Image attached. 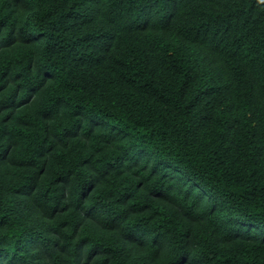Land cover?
I'll use <instances>...</instances> for the list:
<instances>
[{"label": "trees", "instance_id": "1", "mask_svg": "<svg viewBox=\"0 0 264 264\" xmlns=\"http://www.w3.org/2000/svg\"><path fill=\"white\" fill-rule=\"evenodd\" d=\"M0 264H264V0H0Z\"/></svg>", "mask_w": 264, "mask_h": 264}]
</instances>
